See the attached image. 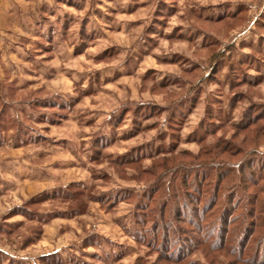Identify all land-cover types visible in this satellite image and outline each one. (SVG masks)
Returning <instances> with one entry per match:
<instances>
[{"label": "rangeland", "instance_id": "obj_1", "mask_svg": "<svg viewBox=\"0 0 264 264\" xmlns=\"http://www.w3.org/2000/svg\"><path fill=\"white\" fill-rule=\"evenodd\" d=\"M50 4L23 57L1 37L0 246L27 264H264V239L256 258L243 244L253 187L216 182L264 163V0Z\"/></svg>", "mask_w": 264, "mask_h": 264}, {"label": "trees", "instance_id": "obj_2", "mask_svg": "<svg viewBox=\"0 0 264 264\" xmlns=\"http://www.w3.org/2000/svg\"><path fill=\"white\" fill-rule=\"evenodd\" d=\"M261 117V119H262V117H263V119H264V116L262 115V114H260L259 115V118ZM228 149H226L225 151H227ZM253 158H256V157H253ZM253 158H249L247 161H244L243 163H244V165H242V166H240V165H236V169L238 168V173H241V174H244L243 172H244V168L245 169H248V171L250 172L249 174H248V176H249V179H243V175H240V178H241V180H233L234 179V177H233V175H231L230 176V174L229 173H224V174H222V175H220V176H218L217 177V180H216V182L217 183H219L220 182V186H221V190H225V188H227L228 186H230V185H232L233 183L232 182H234L235 181V183L237 182H239L240 183V181H241V185H242V191H246L247 190V188L249 187V185L250 186H252L253 187V193H252V204H251V207H250V209L248 210L247 209V211H248V216L250 217V218H252V220L253 219H255V220H257L256 222H254V225H253V227H252V224H250V226H249V228H248V230L246 231V233H247V235H245V237H244V241H243V244H246L245 242H246V240L248 239L249 240V238L251 237V239H253L252 240V242H251V239L247 242V244H246V246H245V249L246 248H250L251 250V254L253 253V251L254 252H256V254H254V256L253 257H255V256H259V247L258 246H260V241L258 242V241H256V243H255V239H259L260 237V239H264V234L262 233L261 235L262 236H260L259 234H260V232H259V234H258V232H257V230H260L261 228H263V222L262 221H260V219H259V214L257 213V207L258 206H260L261 207V210H264V198H263V195H264V187H259V184L261 183V181L262 180H264V163L260 166V167H258V168H256V167H251V165L253 164V160H255V159H253ZM250 168V169H249ZM256 168V172H254V173H256V177L253 175V170ZM241 171V172H240ZM198 174V173H197ZM202 178H204V179H202ZM184 179H186V177H184ZM206 178H205V176H202V177H200V179H197V176H196V174L194 175V177H193V181L191 182V186H189V187H193V189H194V193H196V195H201L202 194V192H201V190H200V188L202 187V185H203V181L205 180ZM197 180L199 181V186L197 185V183L196 184H194L195 182H197ZM203 180V181H202ZM195 181V182H194ZM186 183V181L185 180H183V184H185ZM216 183V184H217ZM236 183V184H237ZM193 184H194V186H193ZM200 185H201V187H200ZM188 186V185H187ZM223 186V187H222ZM200 187V188H199ZM218 189V188H217ZM219 191H220V188L218 189ZM240 190V189H239ZM238 190V191H239ZM65 193H67L68 191L67 190H65L64 191ZM148 192V191H147ZM147 192H145L143 195H142V197L140 198H138V199H140L139 200V202L137 201L136 203H135V208L138 210V212H136L135 213V218L136 217H138V216H141L140 215V212L141 213H145V211H147V209H148V211H150V215H155L154 214V212H153V208H148V204H147V201H149V199H150V197H151V199H153V195H154V193L156 192V187H153V188H151V191L150 192H148V195H146L147 196V198H146V196H144ZM187 192V191H186ZM201 192V193H200ZM69 193H67L66 195H68ZM217 192L215 191L214 192V197L216 198V196H217ZM186 196H187V200L188 201H193V204L194 203H196V197H195V195L194 194H192V193H190V192H187L186 193ZM64 198V197H63ZM63 198H61V199H63ZM145 198H146V202H145ZM74 200V199H73ZM72 199H70V200H68V201H73ZM109 200H112L111 198L109 199ZM109 200L107 201V202H109ZM229 200H231L229 203H231L233 200H232V197H230L229 198ZM114 201H118V198L116 197V198H114L113 199V202ZM96 202L97 203H102L103 202V199H100L99 198V200L97 199L96 200ZM212 202H214V200L212 201ZM147 204V205H146ZM227 205H228V203H227ZM215 206V203H212L211 204V206H210V208L209 207H204L201 211H202V215H197L196 216V218L198 219V220H200L203 216H204V214L205 213H207V211H209V210H211V208H213ZM243 207H245L244 205H242L241 206V208H243ZM240 207L238 208V209H241ZM166 210V203H164L158 210H157V212H155L156 213V220L157 219H159L160 221H162V219H165L164 217H165V211ZM226 210H228V208H224V212L226 211ZM73 214L72 215H76V214H78V213H80L78 210H77V208H74L73 209ZM137 213H139V214H137ZM176 218H177V220L178 221H181L182 220V218H181V216L179 215V212H177L176 213ZM235 218V217H234ZM232 219V217H231V212H229L228 214H226V213H221L220 214V222H221V224H220V228L221 227H223V228H225V226H228V225H230V224H235V222H236V220L235 219ZM136 220V219H135ZM137 222H139L138 221V219H137ZM186 224L187 225H189V226H196L195 225V222L193 221V219H186ZM153 224H156V223H154L153 222ZM155 227V226H154ZM153 227V228H154ZM222 229V228H221ZM168 230H169V228H168ZM226 230V229H225ZM245 232V231H244ZM234 239H236V236H235V238ZM218 242H219V245L217 246V250H219V251H222L223 249H224V245H223V241H226V239H225V237H222V239H221V237H219V239L217 240ZM164 243V242H163ZM257 244V245H256ZM163 246V245H162ZM245 249L241 252L243 255H244V251H245ZM235 252V251H234ZM174 256V255H173ZM173 258V257H172ZM256 258V257H255ZM173 259H180L181 260V258H179L178 256L177 257H175V258H173Z\"/></svg>", "mask_w": 264, "mask_h": 264}, {"label": "crops", "instance_id": "obj_3", "mask_svg": "<svg viewBox=\"0 0 264 264\" xmlns=\"http://www.w3.org/2000/svg\"><path fill=\"white\" fill-rule=\"evenodd\" d=\"M39 2H41V0H0V55H2L4 59V53L6 51H4L3 38H1L4 33L9 37L12 36V38L10 37L11 42H15V45L19 46L15 51V56L17 57H23L21 51L27 50L26 47L29 44L28 37L32 35L35 36V34L39 35V18L43 13H48V11H50L51 0H44V4L42 5H38ZM36 3L38 4L36 5ZM20 41H27L25 49L22 48L23 46ZM0 254V257L13 261L14 264H27V259H19L14 255V252L4 249L1 246ZM5 263L4 261L0 262V264Z\"/></svg>", "mask_w": 264, "mask_h": 264}]
</instances>
